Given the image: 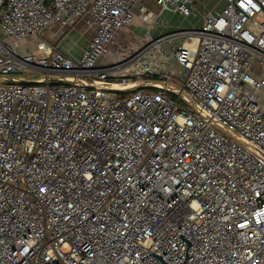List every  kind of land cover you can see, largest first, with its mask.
Here are the masks:
<instances>
[{
	"label": "built area",
	"instance_id": "built-area-1",
	"mask_svg": "<svg viewBox=\"0 0 264 264\" xmlns=\"http://www.w3.org/2000/svg\"><path fill=\"white\" fill-rule=\"evenodd\" d=\"M153 1L0 0V264H264V0Z\"/></svg>",
	"mask_w": 264,
	"mask_h": 264
},
{
	"label": "rangeland",
	"instance_id": "rangeland-1",
	"mask_svg": "<svg viewBox=\"0 0 264 264\" xmlns=\"http://www.w3.org/2000/svg\"><path fill=\"white\" fill-rule=\"evenodd\" d=\"M145 3L147 6L153 11L156 12L158 10L157 5L154 3L153 0H145ZM222 0H201L198 3L197 9L202 12L203 10L205 12L207 11H220L222 9ZM163 18L166 22L165 26H158L155 27L152 31L153 35H162L165 33H168L170 31H173L175 29H185L192 24L195 25V27L200 26V20H198V17L191 18V19H184L181 15L174 13V12H164ZM137 14V7L133 10V20H132V27L137 32V34L144 33L146 26L143 23H140V19ZM52 29V27L50 28ZM50 29L45 31L42 36L46 37L47 35H50ZM85 30V26L82 22H78L76 25L72 27H67L63 29V31L60 33V35L57 37L58 41V48L61 51H65L67 55L69 54L70 57L77 58L80 56L81 49L85 44V40L88 39V36L84 35L83 32ZM37 38H29L26 41L21 42L20 45V52H23L24 50H30L32 47H34L35 43L37 42ZM20 77L27 76L28 78H31L36 74L30 75L26 73H18Z\"/></svg>",
	"mask_w": 264,
	"mask_h": 264
},
{
	"label": "crops",
	"instance_id": "crops-1",
	"mask_svg": "<svg viewBox=\"0 0 264 264\" xmlns=\"http://www.w3.org/2000/svg\"><path fill=\"white\" fill-rule=\"evenodd\" d=\"M224 5H225V2H224V0H222V6L224 7ZM51 27H52V29H50ZM51 27L49 28L50 29L49 31L51 32L50 35H47L46 37L50 40V42H53V43H57L58 44L57 37L60 35V33L63 31V29L67 28L68 26H66V27H60L58 25H54V26H51ZM84 33H85V35L87 34L86 32H83V34ZM142 34H137V32L134 30V28L132 26H130L128 29H125V30L121 31L119 33V36L124 41V43H126V44H132V43L136 42L142 36ZM86 42H87V40H85L84 46L86 45Z\"/></svg>",
	"mask_w": 264,
	"mask_h": 264
},
{
	"label": "water",
	"instance_id": "water-1",
	"mask_svg": "<svg viewBox=\"0 0 264 264\" xmlns=\"http://www.w3.org/2000/svg\"><path fill=\"white\" fill-rule=\"evenodd\" d=\"M136 89H139V87H137V88H132V89H128V90H126V91H132V90H136Z\"/></svg>",
	"mask_w": 264,
	"mask_h": 264
},
{
	"label": "bare ground",
	"instance_id": "bare-ground-1",
	"mask_svg": "<svg viewBox=\"0 0 264 264\" xmlns=\"http://www.w3.org/2000/svg\"><path fill=\"white\" fill-rule=\"evenodd\" d=\"M106 87V86H105Z\"/></svg>",
	"mask_w": 264,
	"mask_h": 264
}]
</instances>
